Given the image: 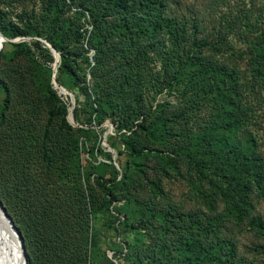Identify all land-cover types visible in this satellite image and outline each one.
I'll return each instance as SVG.
<instances>
[{
	"label": "rangeland",
	"instance_id": "obj_1",
	"mask_svg": "<svg viewBox=\"0 0 264 264\" xmlns=\"http://www.w3.org/2000/svg\"><path fill=\"white\" fill-rule=\"evenodd\" d=\"M162 2L191 60L181 74L167 31L141 42L139 97L127 95L143 113L125 133L129 110L95 98L86 1L0 0V30L20 43L0 57V199L29 264H264V0ZM226 70L232 100L230 83L202 88ZM229 132L236 148L218 153Z\"/></svg>",
	"mask_w": 264,
	"mask_h": 264
},
{
	"label": "trees",
	"instance_id": "obj_2",
	"mask_svg": "<svg viewBox=\"0 0 264 264\" xmlns=\"http://www.w3.org/2000/svg\"><path fill=\"white\" fill-rule=\"evenodd\" d=\"M85 1L87 3V12L84 13L86 21L84 20L81 22V25L88 21L92 26L88 35V44L92 46L95 51L93 57L95 64L91 67L92 78H94V81L96 80V85L98 86V90L95 91V98L102 101L104 105L106 103V105L112 107L114 112L121 111L123 108L129 110L119 117V124H121L120 129H126V133L129 128H132L135 117L143 113L142 106H137L132 102L133 99L127 95L128 92L132 91L131 95H135L136 99L139 97L137 96V86L142 80L143 75L141 74V69L144 68L145 62L142 59L143 51H141L140 54L137 53L136 50L139 49L137 47H139L141 42L147 37L156 34L160 35L164 31L169 32L172 39L175 41L176 54L179 61L178 65L181 74H183L182 68L186 69V64L191 60L183 53L187 46V38H185L186 29L178 22L171 21L164 16V2H162V0H133V2H130V0ZM110 19L113 21L111 22ZM115 38H119L121 41L116 44V42H114ZM51 43L54 48L60 52L61 65H64L72 58L67 51L59 48L57 43ZM11 44L15 47L20 43L12 42ZM35 45L41 46L42 43L35 42ZM134 47L136 49H134ZM261 53V58H263L261 64H263L264 68V51ZM0 57H4L3 48L0 50ZM208 60L211 59L202 58V60L199 61V65H203V63H206ZM90 62L91 61H89V63ZM202 67L203 66L196 67L192 74L193 78L196 77V79L192 81L194 84L200 83V80L204 78V70ZM222 73L224 76L220 77ZM234 77L235 74L233 71H231V73H229L228 70L220 72L213 78L212 83H209L208 86L203 84L202 88L205 91L209 89V91L213 93L219 92L222 95H226V90H230L228 86L230 83V87L234 89V92L233 94H228V98L232 100L233 97H235L234 94L236 90H239V85ZM229 78H231L232 82L228 81ZM132 85H134V88H131ZM221 105L225 106L224 103ZM106 107L107 106H105L103 110H105ZM147 118H149L148 114L146 117H143L142 122H147ZM151 121L153 120H150V125ZM235 121L233 116H229L224 128L227 131H231L235 126ZM152 129L153 126L150 133L154 134ZM190 130L192 131V128L183 132L185 134H182L183 139H181L184 146L188 147L190 145L188 148H191V145L199 143ZM180 132L182 131L178 130L179 134ZM206 134L209 136V132H206ZM230 134L231 132L224 138L222 142L223 145L217 149L218 153L224 150L223 153L228 154L236 148ZM13 221L15 223L14 219ZM18 232H20L19 229ZM21 236L26 246L27 262L29 264L30 259L26 241L22 234Z\"/></svg>",
	"mask_w": 264,
	"mask_h": 264
},
{
	"label": "water",
	"instance_id": "obj_3",
	"mask_svg": "<svg viewBox=\"0 0 264 264\" xmlns=\"http://www.w3.org/2000/svg\"><path fill=\"white\" fill-rule=\"evenodd\" d=\"M0 40L4 41V43H6V42H14V41H17L19 39H9L0 30ZM48 44H49L50 48L52 49V51L54 52L56 59H58L59 53L55 50V48L50 43H48ZM53 82L56 86L60 87L61 91L67 92L64 87L60 86L57 83L55 75H53ZM0 215H1L2 224L4 225L6 231L12 237H14L15 240L17 241V245H18V249H19V253H20V262L18 264H27V253H26V246H25L24 240L22 239V236L18 232L17 227H16L12 217L10 216L8 211L6 210L4 204L2 203L1 200H0Z\"/></svg>",
	"mask_w": 264,
	"mask_h": 264
},
{
	"label": "bare ground",
	"instance_id": "obj_4",
	"mask_svg": "<svg viewBox=\"0 0 264 264\" xmlns=\"http://www.w3.org/2000/svg\"><path fill=\"white\" fill-rule=\"evenodd\" d=\"M3 43L4 41L0 40V50ZM19 262L20 253L17 241L6 231L0 215V264H18Z\"/></svg>",
	"mask_w": 264,
	"mask_h": 264
}]
</instances>
